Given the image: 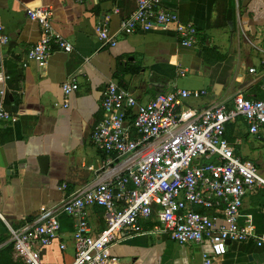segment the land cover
Segmentation results:
<instances>
[{"label":"crops","instance_id":"obj_1","mask_svg":"<svg viewBox=\"0 0 264 264\" xmlns=\"http://www.w3.org/2000/svg\"><path fill=\"white\" fill-rule=\"evenodd\" d=\"M38 6L52 9L53 28L73 44L71 52L55 50L44 68L27 57L41 28L26 10ZM136 6L137 0H0V25L9 37L0 46V71L7 76L0 90H5V108L16 117L0 121V211L5 218H0V264H29L10 247L8 224L21 228L68 194L135 166L137 155L108 153L92 140L104 116L102 93L110 82L142 104L177 89L205 90L179 107L196 114L221 101L233 105L237 93L264 99V0H162V7L176 13L181 23L197 28L191 46L182 44L175 24L124 34L121 22ZM100 21L107 22L116 45H101L96 34ZM253 67L256 73L249 72ZM71 77L79 88L66 97L63 84ZM226 137L236 154L255 163L264 177V125L252 134L238 117L226 125ZM45 155L49 163L43 172L39 158ZM249 216L264 235V188L244 197L240 220ZM59 219V238L39 248L46 264H71L75 258L76 222L65 213ZM88 220L92 234L101 232L104 209L91 206ZM155 223L154 216L143 222L142 233L124 231L112 254L122 264H205L211 253L208 240L182 244L152 231ZM211 264H264V242H228L227 252Z\"/></svg>","mask_w":264,"mask_h":264},{"label":"built area","instance_id":"obj_2","mask_svg":"<svg viewBox=\"0 0 264 264\" xmlns=\"http://www.w3.org/2000/svg\"><path fill=\"white\" fill-rule=\"evenodd\" d=\"M26 13L41 28L40 39L27 52L28 60L44 68L55 50H73L72 42L53 28L49 6L28 8ZM168 24L176 25L183 45L196 42L197 28L181 23L176 13L162 7V0H137L136 9L122 20L120 30L132 34L140 28ZM96 34L102 46L117 44L106 21L98 22ZM8 41L0 25V46ZM249 72L257 69L249 68ZM6 79L0 71V82ZM78 88L76 77L63 84L66 97ZM203 94L205 90L177 89L142 104L129 90L110 82L102 93L104 116L95 126L92 140L108 153L137 155L135 166L94 187L68 194L21 228L8 224L9 242L17 254L29 264H46L39 248L59 238L61 213L76 222V253L71 264H122L111 248L124 231L129 235L145 231L143 222L154 216L157 223L152 231L166 233L182 244L208 240L211 253L205 255V264L224 255L228 242L252 239L262 245L264 235L256 230L253 218H240L244 197L264 188V177L255 163L236 154L226 137V125L242 117L249 132L258 133L264 125V99L237 93L233 105L221 101L198 114L180 111L185 99ZM4 96L5 90H0V121H15V115L5 108ZM64 106H69L68 99ZM91 206H100L105 212L106 226L98 234L91 233ZM0 218L5 221L1 211Z\"/></svg>","mask_w":264,"mask_h":264},{"label":"water","instance_id":"obj_3","mask_svg":"<svg viewBox=\"0 0 264 264\" xmlns=\"http://www.w3.org/2000/svg\"><path fill=\"white\" fill-rule=\"evenodd\" d=\"M39 162H40L42 171L46 172L48 170L49 157L46 155L40 156Z\"/></svg>","mask_w":264,"mask_h":264},{"label":"trees","instance_id":"obj_4","mask_svg":"<svg viewBox=\"0 0 264 264\" xmlns=\"http://www.w3.org/2000/svg\"><path fill=\"white\" fill-rule=\"evenodd\" d=\"M199 211H204V210L203 209H200ZM10 247L13 248V250H14V247H13V244L12 243H11Z\"/></svg>","mask_w":264,"mask_h":264},{"label":"rangeland","instance_id":"obj_5","mask_svg":"<svg viewBox=\"0 0 264 264\" xmlns=\"http://www.w3.org/2000/svg\"><path fill=\"white\" fill-rule=\"evenodd\" d=\"M259 171V170H258ZM260 173V172H259Z\"/></svg>","mask_w":264,"mask_h":264}]
</instances>
